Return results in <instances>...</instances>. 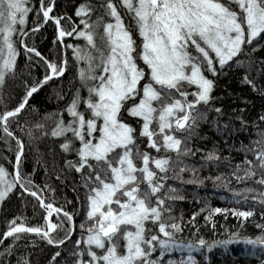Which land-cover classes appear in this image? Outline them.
<instances>
[{"label":"snow or ice","instance_id":"1","mask_svg":"<svg viewBox=\"0 0 264 264\" xmlns=\"http://www.w3.org/2000/svg\"><path fill=\"white\" fill-rule=\"evenodd\" d=\"M28 4L29 0H0V89L16 76L21 49L26 63L45 69L31 86L25 82L24 95L15 106L4 104L0 95V142L8 151H12L10 141L16 145L14 161H7L12 171L0 164V201L10 193L27 194L44 210V223L29 225L25 217H13L0 233V244L12 239L0 256H11L24 234H35L56 249L49 264H165V254L174 251L188 255L168 259L167 264H202L194 252L206 260L205 250L234 243L264 250V225H257L260 234L255 238L234 231L227 239L209 242L195 230L196 212L187 222L191 238H181L185 222L177 218L172 205L184 196L168 182L202 184L197 167L185 163L200 153L205 163L225 162L238 183L252 180L264 187V129L257 128L258 138L250 145L241 143L245 158L235 165L228 156L221 157L216 144L205 152L193 143L205 139L200 135L202 123L215 127L222 136L235 131L220 123L222 109L213 104V88L221 74L243 69L242 80L254 91L252 72L264 79V58L252 59L258 49H264V0H99L95 6L84 0L75 6V20L66 13L54 14L55 0H37L36 8ZM121 10L130 20L128 25ZM33 11L42 19L26 28ZM49 22L55 30L54 43L60 45L58 59L44 56L25 42L29 33L35 34ZM66 37L82 38L86 45L65 43ZM67 49H72L77 64L73 78L77 84L66 106L52 114L50 135L59 138L65 156L61 173L67 169L77 174L85 192L80 235H76V213L46 202L39 187L21 175L24 142L12 127L15 124L23 131L19 116L28 99L65 74L68 61L63 52ZM237 119L241 130L247 131L246 122ZM259 120L264 121V115ZM27 134L32 137L31 129ZM224 143L228 145L226 136ZM185 172L191 174L187 180ZM211 179L221 181L222 176ZM44 189L55 193L48 184ZM232 191L234 196L243 193L245 200L248 193H256L251 199L264 205V191L250 186ZM222 211L228 209H211L212 213ZM232 215L249 218L253 212L233 210ZM157 252L159 259L154 258ZM17 264L29 262L21 257Z\"/></svg>","mask_w":264,"mask_h":264},{"label":"trees","instance_id":"2","mask_svg":"<svg viewBox=\"0 0 264 264\" xmlns=\"http://www.w3.org/2000/svg\"><path fill=\"white\" fill-rule=\"evenodd\" d=\"M47 2V0H45ZM84 2V0H55L53 13L56 15L67 14L75 20V6ZM95 6L99 0H90ZM28 6L36 8L37 0H29ZM99 12V10H97ZM121 15L124 17L125 25L130 23L129 18L121 10ZM33 17H35L33 19ZM42 17H37L36 13L30 12L26 22V28H31L35 23L39 22ZM92 19H95L93 15ZM111 19V18H106ZM55 30L54 26L49 22L42 25L35 33H29L25 38V42L29 46H35L44 56L50 59H58L61 56L59 43H54ZM134 39L137 43L140 42L138 34L134 33ZM99 43V41H97ZM65 43L79 44L83 48L86 41L82 38H65ZM67 58L68 64L65 74L60 78H54L47 82L44 86L38 89L36 93L27 102L26 108L22 110L19 116L24 130L20 131L15 124L12 125L16 135L20 136L24 142V152L20 167L21 175L27 176L33 181V184L41 190L46 202H52L56 206H62L65 211L75 212L74 223L76 225V235H80L79 223L83 219L85 192L79 187V176L74 172L65 169L61 173L60 166L63 164L65 156L59 149V138L50 135L51 128L54 126L53 121L55 116L52 115L63 109L66 106L70 96L71 89L77 84L73 78L76 75L77 64L72 55V49H67L63 52ZM264 58V49H258L252 56V59ZM18 68L15 77H9L3 89H0V95L3 96V103L9 107L15 106L19 98L24 95L25 82L27 86H31L34 81H38L45 74L43 66H32L26 63L23 50H20V55L17 58ZM35 60V57H33ZM141 64V61H138ZM243 69L233 68L221 74L215 81L212 96L215 98L213 104L215 107L222 109L220 117L221 124H229V127L234 129L231 135L224 136L219 133L215 127L208 123H202L200 135L205 139H196L193 143L200 148H212L213 144L218 146L221 157L228 156L233 165L241 163L245 158V152L241 148V143L250 145L256 140L257 128L264 129V121H260L259 117L264 115V79L257 76L253 71L251 76L256 77L255 83L257 90L254 91L252 86L243 82ZM63 99L60 98V95ZM86 95V93H82ZM3 109V104H0V110ZM242 110V111H241ZM67 119V113H63ZM51 116V119L47 118ZM246 122L247 131H242L240 119ZM36 124L43 125V128H36ZM254 125L256 127H254ZM31 129L32 137L28 136V130ZM47 131L48 135H42ZM2 135V134H0ZM225 136L228 140V145L224 143ZM12 151H8L3 142H0V164L12 171L11 166L7 161H14V151L16 148L15 141L9 142ZM173 156L175 154H172ZM200 153L195 157L185 159V163L196 166L202 184H180L178 180H169L168 182L180 190V194L184 196L183 200H176L172 207L177 218L182 217L184 224L183 233L179 234L183 239L191 238L190 227L187 222L193 212L197 213L195 218L196 229L199 236H202L207 241L227 239L232 232L238 231L240 235L255 238L260 234V229L257 225H264V205L259 200H252L251 197L256 193H248L247 199H242L244 195L234 196L233 189L241 190L246 186L253 187L257 191H264V187L253 183L252 180L238 183L236 179L229 175L232 171L225 162L217 161L215 163H205L200 159ZM7 157V160L4 158ZM66 158L72 159L71 156ZM251 153H248V159H252ZM203 164V167L200 165ZM55 166V170H54ZM57 174L61 175L58 180ZM184 179L190 178V173L182 174ZM240 175H243L241 172ZM222 176L221 181H214L211 177ZM227 177V179H223ZM208 178V179H204ZM48 184L55 189L53 194L51 191L45 190L44 185ZM75 189V190H74ZM16 191V190H14ZM79 197L80 203H77ZM70 202V203H69ZM221 208L228 209L227 212L212 213L211 209ZM204 209V211H200ZM252 211L253 215L249 218H240L232 215V211ZM44 210L40 208L31 196L24 194H9V198L5 201H0V233L6 230L8 221L13 217H25L26 222L31 224L44 223L42 216ZM205 216H209L205 220ZM55 213H53V219ZM19 222V221H17ZM63 235V232L60 233ZM12 243L11 238H7L0 248V252L8 244ZM69 247H71L69 245ZM52 246L47 245L39 237L32 234H24L19 241L16 242L12 249L11 256H0V264L4 261H10L11 264H17V260L23 257L29 264H49L52 253L55 251ZM66 253L62 251V256ZM188 255L187 251H174L171 254H165L163 257L165 264L168 259L180 260ZM193 255L202 262V264H261L264 260V250L259 247L253 249L252 246L243 244H230L227 246L214 247L211 250H205L207 259L199 253ZM154 258L159 259L158 252L154 254Z\"/></svg>","mask_w":264,"mask_h":264},{"label":"rangeland","instance_id":"3","mask_svg":"<svg viewBox=\"0 0 264 264\" xmlns=\"http://www.w3.org/2000/svg\"><path fill=\"white\" fill-rule=\"evenodd\" d=\"M141 64H143L142 63V61H141ZM32 235H35V234H32ZM7 239H5L4 241H6ZM4 241H3V243L2 244H0V248L2 247V245L4 244Z\"/></svg>","mask_w":264,"mask_h":264},{"label":"bare ground","instance_id":"4","mask_svg":"<svg viewBox=\"0 0 264 264\" xmlns=\"http://www.w3.org/2000/svg\"><path fill=\"white\" fill-rule=\"evenodd\" d=\"M29 99H30V98H29ZM29 99H28V100H29Z\"/></svg>","mask_w":264,"mask_h":264}]
</instances>
